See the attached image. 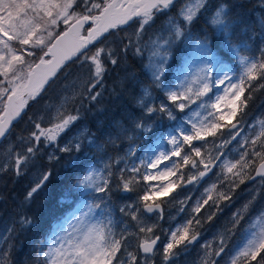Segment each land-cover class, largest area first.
<instances>
[{
	"label": "snow or ice",
	"instance_id": "snow-or-ice-1",
	"mask_svg": "<svg viewBox=\"0 0 264 264\" xmlns=\"http://www.w3.org/2000/svg\"><path fill=\"white\" fill-rule=\"evenodd\" d=\"M120 9H123V15L114 17L113 11ZM173 9H176V14L168 16L166 34L162 32L155 39L142 43L145 28L156 15H166ZM205 13H208L206 23L214 30L212 39L207 34L194 35L191 30L194 22ZM102 19L107 21L103 27L91 26ZM130 22L138 25L132 34L96 47L106 39L105 34L110 29ZM59 25L76 31L88 26L87 36L75 48V53H78L81 67L88 66L89 78L82 91H73L58 105H49L47 118H30L31 130L26 136L17 138L18 144L8 147L6 157L0 163V172L12 171L16 176L23 175L24 169L36 159L42 148L54 149L48 154L49 161L58 159L57 151L79 152V140L70 141L63 147L59 144L62 136L81 119L79 107L69 110L66 106L78 98L96 101L101 95L96 89L102 84L108 65L119 66L129 52L144 57L147 51L145 67L152 85L164 93L159 104L154 100L146 103L143 98L138 103L147 116L159 114L162 119L173 122V126L166 137L162 134L164 143L170 147L158 149L151 155L146 153V161L141 159L139 164L120 169L117 191L132 192L135 186L143 185L140 188L143 194H138L136 200L119 209L133 222L131 227L135 231H129L126 225L116 232L111 218L104 219L103 215L96 218L97 210L110 203L114 164L107 162L91 167L76 180L79 189L93 194L91 201L84 202L66 218L62 223L67 226H58L47 244L39 248L37 264H154L153 257L158 251L162 264H171L181 248L187 249L199 240L200 233L195 229L201 225L200 215L206 206L218 208L220 201L230 200V193L245 179L255 181L259 178L264 183V121L259 122V131H254L255 126L246 125L243 121V109L247 107L252 91L257 87L264 88V47L259 49V56L242 55L248 46L234 42L227 5H210V0H183L178 8L177 0H129L119 5L115 0H0V99L6 98L11 102L14 97L24 95L20 90L25 87L21 83L25 75L20 70L27 65L26 57L36 58L41 54L36 68L46 65L49 69L39 85L27 91L33 100L57 75V71L62 70L67 57L62 56L55 62L45 59L54 54L61 39V35H54L50 30ZM181 45H186L188 55L177 70L175 82L166 84L165 71L174 56L173 49L180 50ZM231 62L238 65L237 70L229 67ZM26 75L31 83L32 72ZM72 87L75 89V84ZM150 95L149 88L145 87L143 97ZM26 105L27 101L23 99L10 111L5 105L8 119L0 118V140L10 135L12 125L21 117ZM193 105L196 110H193ZM177 113L181 114L179 122ZM135 128L142 134L154 131L151 124L142 120L136 123ZM245 128H248V134H245ZM209 138H212L214 152L202 153L201 148ZM234 142L238 147L232 149L230 145ZM229 152H235L238 158L233 161ZM134 154L135 149H130L129 155ZM120 162L117 160L115 164ZM51 175V169L41 172L25 199L31 200ZM211 176L216 177V182L205 188L204 196L196 200L192 206L193 216L175 230H168L166 242L161 244V236L156 234L158 224H149L143 217L156 214L162 219L165 201L161 197H168L182 184H199ZM224 188L227 190L218 191ZM190 200L188 197L180 203ZM214 215L207 219L211 220ZM18 222L26 226L32 220L23 215ZM14 233L15 228L9 227L0 234V264H5L10 257ZM133 239L136 241L134 247L129 244ZM217 243L218 246L213 247ZM4 245H7L6 249ZM202 247L205 258L201 264H219L226 254L223 236L218 242H206ZM225 264H264V215L252 225L245 241L233 250Z\"/></svg>",
	"mask_w": 264,
	"mask_h": 264
},
{
	"label": "trees",
	"instance_id": "trees-1",
	"mask_svg": "<svg viewBox=\"0 0 264 264\" xmlns=\"http://www.w3.org/2000/svg\"><path fill=\"white\" fill-rule=\"evenodd\" d=\"M178 2L179 0L177 3ZM221 3L226 4L228 7V19L232 25L231 30L234 33V42L238 44H247L248 46L247 50L242 51V55L259 56V49L264 47V4L259 3L258 0H212L210 5H218ZM161 16L163 15L157 14L155 19L158 20ZM207 16L208 13H205L195 21L191 30L194 35L202 36L207 34L208 38L212 39L214 35L212 28L206 23ZM135 23L136 22H132L130 25H134ZM126 27H120L114 31H110L105 37L108 38L116 33H121ZM65 29L66 26H60L56 35L61 34ZM86 30L87 28L83 30V34H85ZM103 40L104 39H102V41ZM99 44L100 43H97L96 45ZM39 55L41 54H37L36 58L31 57V59L35 60L36 63L39 60ZM122 61L136 63L135 56L133 54H128L126 58L121 60L119 66L114 68L108 65V70L103 76V82L96 89V91L101 93L97 100L89 101L88 99L78 98L72 105L69 104L67 107L69 110L79 107L81 119L62 136L60 142L76 132L75 130L77 127L84 126L93 134L94 138L97 139V141L94 142L97 147L94 150L95 152L91 149H86L85 152H72L71 154L57 151L58 159L49 161L48 157H46L49 148H42L36 159L29 163L27 166L28 168L24 169L23 175L16 176L12 171L0 172V234L8 225H10L9 227L15 228L14 239L11 241L13 247L11 248L10 257H8L5 264H37L38 250L41 246L47 244L48 238L51 233L53 234L57 224L67 215L74 212L80 203L85 202V198L92 199V193L83 191L76 186L77 178H79L85 170L91 167L102 166L104 163L109 162L110 157L122 154L123 145L119 143L123 144L129 141L128 135L131 134L136 137L139 134V137L135 138L137 145H140L143 141L141 136L142 133L139 130L136 132L134 128L143 110L130 104L128 107L125 105V109L123 106L124 114H122L116 112L114 110L116 107H113V104L116 102L112 99V94H119L122 88L119 79L116 82V73H120L121 67L123 66ZM229 66L234 67L235 70L238 68V65L234 62L229 63ZM128 71L134 72V76L132 75L130 77L133 83H138V81L148 82V75L143 66H129ZM79 72L89 73V69H86L85 66L81 67V60L77 59L76 56L72 60L66 62L62 66V70L57 71V75L45 85L36 99L33 100L28 98L26 100L27 105L25 106V110L21 117L12 125L10 135L6 139L0 141V156L6 152L5 147H9L11 144H18L17 138L19 136H26L28 134L31 130L30 118L35 120L40 116H44V113L48 111V106L57 101L60 95L70 93L73 89V84H70V78L75 77ZM27 73L28 70L22 73L25 75V78L21 81L23 85L26 82ZM84 82L81 86L74 83L77 92L83 90ZM65 86H68L67 91L65 90ZM5 99L6 98L0 99V114L3 112ZM263 109L264 88L257 87L252 91L251 99L247 101V107L243 109L245 113L243 117L253 118L262 112ZM119 123L123 126H127V132L125 134L126 141H123L122 136L118 138V135L112 141L107 140L105 136L111 135V133L113 134L114 128L118 126ZM129 127L131 128L130 130ZM110 128L113 129L110 130ZM100 146L103 150V154L101 155L98 151V148H101ZM65 155L69 156L66 157ZM106 156L108 157L107 159H105ZM129 165H131V163H129ZM48 169L52 171L49 180L31 200H26L27 191L33 186L40 173ZM185 171H187V169H185ZM112 172L113 191L111 193L110 203L101 210H97L96 215H100V218L103 215L104 219L111 218L114 221V230L116 232H120L126 225L129 226V231H135V228L131 227L132 223L130 222V218L122 215L119 209L125 203L133 201V193L136 188H140L141 185L135 186V190L132 192L117 191V175L113 168ZM124 174L125 176L128 175L126 172ZM251 175H254V172H252ZM210 179H212V176L207 178V180ZM177 183L181 182L177 180ZM249 183H251V181L245 179V182L240 185V189L234 194L235 198L240 197V191ZM139 194L142 195L143 193L140 192ZM164 205L165 204H162V207H164ZM251 211L252 210L249 208L246 213L240 216L239 223L242 221L241 228L244 227L249 218L252 217V215L246 217ZM4 213L8 215L4 216ZM23 215L31 218L32 223L30 225L22 226L19 224V218ZM4 219H6L5 227L2 226ZM180 221L181 219H170V221L158 224V228L159 230H169V228L175 230L176 227L182 224ZM223 227L224 226H221V228ZM159 230H157L156 234L159 235L160 233L162 235V244L167 238V233L166 231L159 232ZM198 232L200 233L201 231ZM213 241L217 242L219 238L210 239L207 242ZM135 243L136 241L134 239L129 241V244L133 247ZM3 247L6 249L7 245ZM129 250H132V248L130 247Z\"/></svg>",
	"mask_w": 264,
	"mask_h": 264
},
{
	"label": "rangeland",
	"instance_id": "rangeland-1",
	"mask_svg": "<svg viewBox=\"0 0 264 264\" xmlns=\"http://www.w3.org/2000/svg\"><path fill=\"white\" fill-rule=\"evenodd\" d=\"M258 1L259 3L264 4V0H258ZM182 2L183 0H179V2L177 3V8L180 6ZM211 2L212 0H210V4ZM173 10L174 11H170L166 15L161 16L158 20L154 19V21L145 28L142 43H147L150 39H155L157 35L161 34L162 32H165V27H166L168 16H174L176 14V9H173ZM60 26H63V25H59L58 27L50 29L51 31H53L54 35L58 33ZM137 26H138L137 23H135L134 25H130L129 27H126L123 31H121V33H116L114 35H111L110 37L104 39L99 45H96V47H100L102 44H111L113 40H116L125 34H129V35L132 34L135 31ZM212 32L214 35L213 28H212ZM173 52H174V56L169 61V66L166 68V71H165L164 82L166 84L169 83V81L175 82L177 70L183 65L184 57L188 55L186 45H181L180 50H177L176 48H174ZM128 54H132V53L129 52ZM147 56H148V53L146 51L144 57L135 56L136 63H131L130 61H126V62L122 61L123 66L121 67V71L120 73H116V82L119 79V83L122 86V88L119 85L121 88L120 93L112 94V99L115 100L116 102L113 104V107H116L114 108L116 112H120L124 114L123 106L125 109V105L128 107V105L130 104L131 105L133 104V106H136L138 107V109L143 110L141 104L138 103V101L141 100L142 98L145 100L146 103H151L154 100L155 103L157 104H159L161 100L164 98V93L160 89L152 85L149 71L145 67L148 63ZM26 59H27V65L24 67V69L20 70L22 73L23 71L25 72L27 70L28 72L31 71L35 63V60H32L31 57H26ZM28 65H31V68H29ZM129 66L130 67L143 66L148 75V82L138 81V83H133L130 80V77L133 75L134 72L128 71ZM229 67H231L235 71L234 67L232 66H229ZM85 68L88 69V66L85 65ZM89 75L90 74L88 72L86 73L79 72L78 74H76L75 77L70 78V84L75 83L81 86V84H83V82L89 78ZM78 80L80 81V83ZM145 87L149 88L150 93H151L150 97H143V89ZM73 91L77 92L76 89H72L69 94L60 95L57 101L53 102L52 105H58L65 96H71ZM69 104L72 105L73 102L69 101L66 107H68ZM193 110H196L195 105H193ZM47 115H48V111L44 113L45 118H47ZM140 115L141 116L137 120V122L142 120L145 122V124H151L154 129V131L151 134L141 135L143 138V141L141 142L140 145H137L135 141L136 140L135 138L139 137V134L136 137L130 134L128 135L129 141L125 140L127 126H123L121 123H119L118 126L114 128L113 134L111 133V135L105 136L107 140L112 141L118 135V138L119 136H122L123 141H126L123 144L119 143L120 145H123L122 154H117L116 156H112L109 159V162L114 164L112 168L116 172V175H117L116 179H118L120 175V169H123L126 166L131 167L133 163L139 164L141 159H144L146 161L147 159V156L145 155L146 153L148 155H151L153 152H157L158 149L164 150L167 147H170L169 145H166L164 143V140L162 139V134L166 137L167 132L170 131L171 127L173 126V122L168 121L166 119H162L159 114L149 117L143 111ZM177 117H178L177 122H179L181 114L177 113ZM243 121L246 125L255 126L254 131H259L260 130L259 122L264 121V109L262 110V112H260L257 116L253 118L243 117ZM112 129L113 128H110V130ZM130 129L131 128L129 127V130ZM135 130L136 132L138 131L136 128ZM75 131L76 132H74L70 137L66 138L65 140L61 142L59 141L60 147H63L65 144L69 143L70 141L79 140L80 145H81L79 152H85L86 149H91L93 152H95L94 150L97 147L94 144V142L97 141V139L94 138L93 134H91L84 126L77 127ZM245 134H248V128H245ZM90 140H91V143H89ZM216 143H219V141H216ZM237 147L238 145L236 143H233L232 145H230V148L232 149H235ZM7 149L8 147H5L6 152L0 156V163L4 161L6 154H7ZM130 149H135L134 155H131V156L129 155ZM53 151H54L53 148H49L47 152L49 154ZM98 151L100 155L103 154L102 147L98 148ZM201 151L202 153H206V154L208 152H214L212 138H209V142L201 148ZM72 152H77V151L73 150V151L64 152V153L71 154ZM48 154L46 155V157H48ZM56 156H57V153H56ZM65 156L68 157L69 155H65ZM107 158L108 157L106 156L105 159ZM229 158L233 159L234 161L238 157L235 152H229ZM117 160H120L121 162L119 164H115V161ZM129 163H131V165H129ZM258 163L259 162H257V164ZM217 171L219 170L217 169ZM141 172H144L143 168H141ZM250 174H252V172ZM214 182H216V177L212 176V179L207 180V178H205V180L199 184L186 185V186L182 184L180 187L175 189L174 192H172L168 197L160 198L165 201L164 203L165 205L164 207H162L163 208V218L162 219L156 214H152L151 217L146 215L143 218L149 224H153V223L161 224V223H165L166 221H170V219H175V220L181 219L180 222H182L181 225H183L186 220H188L189 218L193 216L192 206L195 204L196 200L201 199L204 196V189L209 187V185H211ZM240 185L241 184H239V186L236 187V189L230 193V196H231L230 200H226V201L222 200L219 202L218 208L215 206H206V208L202 210V214L200 215L201 225L195 229L196 231H201L199 240L196 243L190 245L187 249L181 248L179 250L178 256L174 260L171 261V264H201L202 259L205 258V250L202 247V245H204L210 239H215V238L220 239L221 236H223L225 240L226 254L224 258L220 259L219 264H225V260L233 252V250L236 249L239 245H241L245 241V238L248 235V231L252 227V225L258 221L259 217L264 215V183H262L261 180L257 178L256 181L247 184L240 191L239 198H235L234 194L237 193V191L240 189ZM141 187H143V185H141ZM140 188H136V190L134 191L133 193L134 197L132 198L133 201L136 200L137 195L141 192ZM226 190L227 188L218 189V191H226ZM213 195H215V193H213ZM188 197H191L190 201H188L185 204L180 203L181 201H186ZM84 200L86 202V201H90L91 199L85 198ZM83 203H80L76 207V210L74 212H76L77 209ZM181 208H183V211H181ZM249 208L252 211L248 213L246 217H250L251 215L252 217L249 218L248 222L244 225V227L241 228L242 221L240 223L239 222L236 223L235 221L236 220L239 221L240 216L246 213L249 210ZM72 213L67 215L61 222L57 224L54 232L57 231L58 226H62V227L67 226L66 224H63L62 222L66 218L70 217ZM213 213H215L213 218L211 220H208L207 217ZM236 213H239V216H235ZM7 215L8 214L4 213V216H7ZM96 218L99 219L100 215H96ZM5 220L6 219H4L3 224H2V226L4 227L6 226ZM130 222L133 223L131 220ZM9 226L10 225H8L1 234H4L5 230L9 228ZM221 226H224V227L221 228ZM157 230H159V228ZM164 231H166L167 233L166 236H168V230L166 229L159 230V232H164ZM52 235L53 234L51 233L49 238ZM159 236H162V235L159 233ZM164 242H166V240H164L163 243ZM217 246H218V243L215 244V246L213 247H217ZM209 251H211V249H209ZM153 261H154V264H162V257L159 251L154 256Z\"/></svg>",
	"mask_w": 264,
	"mask_h": 264
},
{
	"label": "water",
	"instance_id": "water-1",
	"mask_svg": "<svg viewBox=\"0 0 264 264\" xmlns=\"http://www.w3.org/2000/svg\"><path fill=\"white\" fill-rule=\"evenodd\" d=\"M178 1V0H177ZM127 2H129V0H115V3L116 4H120V3H127ZM112 15L114 16V17H119V16H121V15H123V9H120V10H114L113 11V13H112ZM107 23V21L106 20H100V21H97L96 22V24H93V25H91L93 28H96V27H103L105 24ZM131 24V22L128 24V25H130ZM128 25H118V27L117 28H120V27H126V26H128ZM85 28H88V26H85ZM84 28V29H85ZM116 28V29H117ZM84 29H81V30H79V31H76V30H69V28L67 27L61 34H59V35H61V39L62 38H65L66 36H71L72 38H73V40H74V44L72 45V43L70 44H67L66 46H65V53L64 54H60V53H58V55H55L56 53H54V54H50V55H48L47 57H45V58H49L48 60H53V62H55V60H57V59H60V57H67V59H65L64 60V63H63V65L66 63V62H68V61H70V60H72L73 58H75L77 55H78V53H75V48L80 44V42H81V40L84 38V37H86L87 36V30H86V32H85V34H83V30ZM115 29H110L109 30V32L110 31H114ZM63 33H67V35H62ZM108 33H106L105 34V36L107 35ZM60 39V40H61ZM67 42H68V39H67ZM53 43H56V41H53ZM59 50V49H58ZM37 64H39V61L38 62H36L35 64H34V66L32 67V69H31V72H32V76H31V83L29 82V78L26 80V84H25V87H23L22 88V90H21V92H23L24 93V95L21 97V96H17V97H14L13 98V100L11 101V102H9V101H7V99L5 100V104H4V109H3V112L1 113V115H0V118H3V119H8V116L5 114V105H7L8 106V110L10 111V109H11V107H13V106H15V105H17V104H19L20 103V101H21V99H23V100H27L28 98H30L28 95H27V91L29 90V89H31V88H35V87H37L38 85H39V83H40V80H41V78H42V76L46 73V72H48V67L45 65V66H41L40 68H36V65ZM62 65V66H63ZM61 66V67H62ZM38 71H40V72H38ZM46 85V84H45ZM45 85H44V87H45ZM43 87V88H44ZM42 88V89H43ZM42 89L40 90V91H42ZM19 119V118H18ZM17 119V120H18ZM17 120H15V122L17 121ZM14 122V123H15ZM1 141V140H0ZM251 182H253V181H251Z\"/></svg>",
	"mask_w": 264,
	"mask_h": 264
},
{
	"label": "bare ground",
	"instance_id": "bare-ground-1",
	"mask_svg": "<svg viewBox=\"0 0 264 264\" xmlns=\"http://www.w3.org/2000/svg\"><path fill=\"white\" fill-rule=\"evenodd\" d=\"M67 39H68V42H67ZM71 44L72 45L74 44V40L71 36H66L65 38H62L58 43H57V47L56 49H54V53H56L55 55H58V53L60 54H64L65 53V46L67 44ZM59 49V50H58ZM58 52V53H57ZM40 72V71H38ZM41 73V72H40Z\"/></svg>",
	"mask_w": 264,
	"mask_h": 264
},
{
	"label": "flooded vegetation",
	"instance_id": "flooded-vegetation-1",
	"mask_svg": "<svg viewBox=\"0 0 264 264\" xmlns=\"http://www.w3.org/2000/svg\"><path fill=\"white\" fill-rule=\"evenodd\" d=\"M213 246H215V244H213Z\"/></svg>",
	"mask_w": 264,
	"mask_h": 264
}]
</instances>
